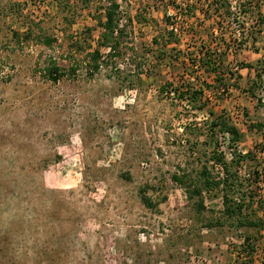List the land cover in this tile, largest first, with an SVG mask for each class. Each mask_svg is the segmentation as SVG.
I'll return each mask as SVG.
<instances>
[{
	"label": "rangeland",
	"instance_id": "obj_1",
	"mask_svg": "<svg viewBox=\"0 0 264 264\" xmlns=\"http://www.w3.org/2000/svg\"><path fill=\"white\" fill-rule=\"evenodd\" d=\"M117 1L126 28L110 56L98 24L108 0H0V264H241L247 233L257 249L248 264H264V231L205 226L221 218V198L204 194L200 213L172 178L195 176L204 164L218 173L203 145L211 110L239 127L240 150L255 152L259 165L245 169L262 171L264 181V131L250 127L264 122V33L241 45L249 14H237L238 24L208 18L201 5L182 10L183 0ZM219 25L222 33L211 34ZM229 35L224 67L239 77L228 74L225 92L208 91L206 108L194 109L180 96L193 77L202 79L190 52ZM45 36L54 43L45 45ZM52 59L65 70L57 81L46 73ZM229 139L219 135L226 157ZM141 189L156 208L143 204Z\"/></svg>",
	"mask_w": 264,
	"mask_h": 264
},
{
	"label": "trees",
	"instance_id": "obj_2",
	"mask_svg": "<svg viewBox=\"0 0 264 264\" xmlns=\"http://www.w3.org/2000/svg\"><path fill=\"white\" fill-rule=\"evenodd\" d=\"M208 8H201L202 11L205 12V15L209 18L220 15L221 17H225L226 19H237L239 15L237 14H249V16H254L252 23H244L241 32V45L249 42L250 40H255L258 36L264 33V11L260 8L255 10V6L261 0H253L250 3L245 2H236V7H240V12L238 11L235 14L233 10V1L232 0H207ZM240 1V0H236ZM108 5L105 6V19H100L98 24L101 29V43L100 46L109 48L108 55L116 56L114 54H118V46L120 44V40L122 39L126 26L121 23V5L117 0H108ZM251 4H253L251 6ZM193 6V5H192ZM189 6L187 10L194 9V6ZM242 11V12H241ZM248 16V15H247ZM239 24V23H238ZM221 28V29H220ZM221 31L222 33V25H219L218 28H212L211 34H216V30ZM174 35L173 32H171ZM229 39L224 37L221 39V43H217V41L211 39L213 45L217 44V48L213 49V45L202 43L198 48L197 52H190L189 60L193 61V66L199 69L201 72V82L200 75L194 78L196 83L194 85L189 84L186 87L185 91L180 92L181 98H189L192 102L195 103L194 109L203 110L207 106L206 94L208 91L215 92L220 88L226 89V76L229 74L230 77H239L237 71H232L231 69L225 68L224 63V55L226 51L234 45L233 35H229ZM42 42L45 45H52L55 41L54 37L45 36L42 38ZM248 39V40H247ZM156 43H159L157 39H155ZM174 42H179V39H175ZM219 44H225L223 47H220ZM224 48V49H221ZM164 55H161V59H164ZM179 55L177 53L171 54V60H175ZM195 56V58H193ZM103 55L101 53L100 47L95 49L92 53V68L91 70L95 73L98 72L102 66L101 59ZM180 58V57H179ZM179 60V59H177ZM196 62V63H195ZM182 67H186V63L182 62ZM245 66H250L247 63L243 64ZM175 68V67H172ZM74 72L76 69L74 67L71 68ZM264 72V70H263ZM46 73L48 77L54 81L59 80L64 74L65 70L58 64L57 61L51 60L46 67ZM183 74H185L183 72ZM190 73H188L189 75ZM264 73L261 76L263 79ZM179 82L182 83L184 75L180 76ZM198 78V79H197ZM211 81H210V80ZM263 83L264 88V80L261 81ZM255 81L253 80V84ZM171 83L166 82L164 85V89H167ZM172 85V84H171ZM181 88H184L181 85ZM219 88V89H218ZM178 91V89H176ZM259 104L264 107V101L262 98H258ZM197 102H201L197 105ZM212 116L210 121H207L208 131L204 134L205 139L203 141V145L211 146L212 149L208 151L209 159L208 162H215L221 164L223 166V175L221 173H214L213 170L209 167V165L204 164L199 171H197L195 176L188 174H173V180L185 188L188 197L191 200H194L193 204L195 208H197L198 212H202L203 209H206L205 206V197L204 194L210 195L211 193H216L215 196L221 198L223 209L221 211V218L219 219H210L205 226L209 228L213 227H223L227 223L233 224L237 230L248 228L255 229L258 235L262 234L264 231V219L258 214V210H262L264 212V181H262V171L253 170L248 171L245 169L247 162H253L255 168H258V160L257 154L252 150L248 152H244L240 150L239 143L243 138V134L239 127L232 122L230 117L226 114H216L215 112L209 110L207 111ZM251 128H256L257 130L264 131V122L253 123ZM223 133H228L230 135V153L231 158L228 159L224 151H221V143L219 141V135ZM264 150V146L262 147ZM206 154V153H205ZM252 164V163H250ZM252 165L249 166L251 168ZM213 168V167H212ZM254 168V167H253ZM244 170V172H243ZM250 170V169H249ZM263 186H262V185ZM166 199V198H165ZM141 200L143 204H145L148 208L154 209L157 206L148 195L147 189H141ZM253 234H245L241 235L243 238V243L241 244V250L239 251V258L241 259L243 254L244 259H242L241 264H248V261L254 253L257 251L256 249V241L254 240Z\"/></svg>",
	"mask_w": 264,
	"mask_h": 264
},
{
	"label": "built area",
	"instance_id": "obj_3",
	"mask_svg": "<svg viewBox=\"0 0 264 264\" xmlns=\"http://www.w3.org/2000/svg\"><path fill=\"white\" fill-rule=\"evenodd\" d=\"M165 2H168L169 0H164ZM233 1V10L235 11H238L240 9V7H236V0H232ZM209 1L207 0H183V2L181 3V1H178V4L180 3V9L184 10V8H188V6H190L191 4H195V5H201L202 7L204 6L205 9L208 8V3ZM166 16L168 19H171V26H170V29L173 30V32H175L176 34L179 33V22L176 21L174 22L177 18H175V16L177 15V11L175 8H172L171 6H168L167 7V11H166ZM220 16V15H218ZM240 19V17L238 18ZM173 22V23H172ZM235 69H238V67H235ZM218 91V94H222L225 92V88H220ZM262 98V101H264V95L261 97ZM221 137L222 138H230V135L228 133H223L221 134ZM230 157H227L228 159L231 158V153H229ZM212 165H213V168L216 169V171L218 173H221L223 175V166L221 164H218V163H215L212 161ZM262 185V184H261ZM263 186V185H262Z\"/></svg>",
	"mask_w": 264,
	"mask_h": 264
},
{
	"label": "crops",
	"instance_id": "obj_4",
	"mask_svg": "<svg viewBox=\"0 0 264 264\" xmlns=\"http://www.w3.org/2000/svg\"><path fill=\"white\" fill-rule=\"evenodd\" d=\"M119 2V1H118ZM122 7V6H121Z\"/></svg>",
	"mask_w": 264,
	"mask_h": 264
}]
</instances>
